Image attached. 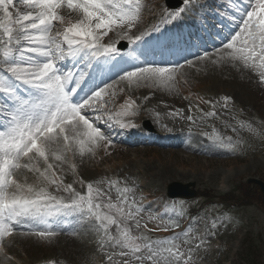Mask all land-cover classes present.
<instances>
[{
  "label": "snow or ice",
  "instance_id": "6c2138e0",
  "mask_svg": "<svg viewBox=\"0 0 264 264\" xmlns=\"http://www.w3.org/2000/svg\"><path fill=\"white\" fill-rule=\"evenodd\" d=\"M202 7V0H182L178 9L161 13L159 24L134 35L143 20L144 0H0V257L4 264L14 260L9 248L17 236L50 244L62 232L56 222L66 218L82 228L87 225V231L95 234L102 264H197L198 253L207 250L210 237L224 226L222 221L212 218L200 232L197 225L206 218L193 217L177 231L178 218L186 214L181 206L177 219L149 228L142 222L145 209L134 186L119 178L85 181L80 166L95 161L101 152L112 154L114 142L102 125L135 127L132 117L140 113L141 105L131 95L116 105V86L121 82L126 88H119V93L147 88L180 95L181 81L188 84V70L199 72L211 64L247 70L264 86V0H227L228 10L217 9L211 17L198 15ZM187 18L195 19L200 31L220 38L221 46L194 59L184 57L183 63L164 59L165 52L187 51L184 46L191 33L186 38L165 31ZM110 33L118 39L104 43ZM119 40L135 46L127 57L117 47ZM156 55L160 61L150 59ZM196 99L195 109L189 104L188 113L200 112L201 120L217 117L219 101ZM222 100L227 108L231 98ZM201 104L211 109L205 111ZM169 115L196 123L183 109ZM227 126L237 133L236 139L215 128L208 138L229 152L246 143L239 136L241 130L264 138V124L237 120L236 126ZM68 174L71 182H66ZM154 232L172 234L153 238Z\"/></svg>",
  "mask_w": 264,
  "mask_h": 264
},
{
  "label": "rangeland",
  "instance_id": "374dc122",
  "mask_svg": "<svg viewBox=\"0 0 264 264\" xmlns=\"http://www.w3.org/2000/svg\"><path fill=\"white\" fill-rule=\"evenodd\" d=\"M145 1L143 17L145 14L148 16L146 19L142 20L138 29L133 30L134 35H138L141 31L146 29H151L153 26L152 23L154 22L152 19H155V17L158 18L157 13L160 12L161 0L157 1L158 4H155V1H153L150 5V9L147 7V2L150 4L149 0H144V2ZM164 8L163 6L162 11H165ZM182 24L179 31L175 30L173 32L176 34L183 32L188 36L190 33L188 27L184 23ZM160 27L163 28V25H160ZM117 39L118 37L114 33H110L109 36L104 38V43H109ZM122 43L128 44L126 40H119L118 44ZM190 45H193L195 48V51H191L194 55H182V53H180L176 55L178 56L177 58L173 59L169 57V59L173 62L179 60L183 63L184 57L188 59L194 58L202 51V48L198 49L197 43L192 44L189 41L186 47H188V49L192 48ZM118 46L119 45H117V47ZM219 46H221V44L213 46L208 52H213L215 48ZM196 50H198V52ZM127 52L132 51L129 50ZM150 59L156 60L155 58ZM230 74L229 65L214 67L209 64L199 72L194 69L188 70V84L185 85L183 81H181L182 83L179 85L181 89L180 95H177L178 99L173 103H169L170 105L159 100H154L156 90L149 91L147 88H141L130 92L126 91L124 93H119V88H126L124 82L119 83L116 86L118 92L116 105L122 104L124 101L122 98L126 95H131L133 99H135V96H150L145 110L149 113L151 120L142 119V127L152 133H158L159 131L168 132L171 134V140L175 141V143L168 149L148 146H141L140 148L124 147L120 152L115 151L113 154L112 151L113 155L109 157L103 158L102 160L96 159L95 161L86 160L85 163L80 166V175L85 181H95L107 177V173H115L120 176L121 180L126 179L129 185L134 186L135 195L138 196L143 195L142 193H136L139 188L138 180L141 179L144 189L150 190L156 196L157 194H162L163 202L166 201V196H168L167 188L169 183L173 182L171 184L173 185L175 182H195L196 185H190V189L195 191V196L192 197L193 199L190 201L189 199L184 200L185 205H192L197 202L202 203L203 201L207 202V196L204 192H211V194L218 193L224 195L226 198L231 189L239 186L246 194V198L249 196L258 204H252L239 210L236 209L243 221V229L236 237L233 236L234 234L237 235L236 231L240 228L238 222L229 220L225 217L226 215L217 217L224 225L220 227L218 231L221 232L222 236L229 238L226 240V249L221 251V256L217 258L215 255L210 260V264H246L240 257V254L244 257L249 254V249L246 248L245 243H250L252 249L255 248L252 241L256 243L257 238H260L264 243V209L262 202L260 203V189L258 186L248 182V179L251 177L264 180V138H255L245 131L243 134L239 135L246 141L243 147L234 152L228 151L224 153V149L216 146L208 138L209 136L204 139V136L195 135L192 131L194 130V126L197 128L199 124L209 120L199 119L201 113L198 111L194 110L192 113H188L187 111L189 104H192L195 109V104L198 102L195 98L198 96H202L203 99L213 102H217V99L227 96L231 98L226 109L230 122L236 121V119H233L235 114H241L245 121H251L254 124H264V86L260 87L261 91L259 90V96L257 92L258 87L255 85L256 81L250 90L248 88L249 93L246 92L250 97L252 96L251 99H249L245 97L246 93L243 95L245 91L243 85L240 87L234 84L232 80L229 81ZM248 75L250 78L249 81L246 80L247 82H253L255 79L257 80V77L251 72H248ZM221 92L227 93L223 96ZM184 96H189L191 99L185 100L183 99ZM172 99L175 100L174 97ZM242 102L245 105L247 103L248 106H242ZM236 106H239L242 110L238 109ZM200 107L209 111L207 108H211V105L201 104ZM216 108L220 110L218 106ZM176 109H183L185 115H193L196 118V123H192L180 116H170L169 113ZM154 113H159V117H156ZM219 121L221 120L219 119ZM138 122H140L139 118L136 119V124H138ZM155 127H158L160 130L158 131ZM225 136L229 135L226 134ZM236 138L237 136L233 137V139ZM115 148L117 149V146ZM113 149L114 148H112V150ZM125 151H128L129 154L132 153V155H122ZM72 179L73 177L71 174H68L66 182H71ZM112 195L115 197V192H113ZM233 195L235 196V194ZM240 198H242V196H240ZM166 202L167 209L171 204L169 200ZM144 209L142 222L147 223V225L150 224L151 228L155 227L158 223L165 222L164 220L166 219L160 220L159 218L156 220H149V217L153 215V211H149L147 207H144ZM167 214L168 212L166 211V215ZM169 214H174V211H171ZM194 217L203 218L204 215L200 213ZM189 220L191 221L192 218H189ZM56 223L60 229L62 228V232L61 235L56 237L50 244L41 243L32 239L35 242V246L30 249L26 240L17 236L9 248V255L14 257L11 264H49V262H54V264H97L98 258L102 257V255L97 254L95 234L86 229L83 233L73 235L72 232L77 230L76 227L78 224L72 218H69V220L64 219L62 221H57ZM227 226H231V228ZM23 227L27 226L25 225ZM71 246L79 247V251L77 252L78 256L71 254ZM243 246H245V251H243ZM261 250L264 259V246ZM256 252L257 251H255V253ZM203 260L204 259L201 258L199 262ZM0 264H4L2 257H0Z\"/></svg>",
  "mask_w": 264,
  "mask_h": 264
},
{
  "label": "bare ground",
  "instance_id": "6f19581e",
  "mask_svg": "<svg viewBox=\"0 0 264 264\" xmlns=\"http://www.w3.org/2000/svg\"><path fill=\"white\" fill-rule=\"evenodd\" d=\"M157 4H158V2H157ZM157 17L158 18H156L155 17V19H152V20H154V22L152 23V25H157V24H159V20H160V15H161V12H158L157 13ZM147 14H145V16L143 17V20L144 19H146L147 18ZM182 24V23H181ZM183 25V24H182ZM182 25H180L181 27H182ZM151 26V25H150ZM164 27V26H163ZM175 30H177V31H179L180 30V27L179 28H167V29H165V31H167L168 32V34L169 35H172V34H176L175 32H173V31H175ZM177 34H183V32H179V33H177ZM158 35V34H157ZM192 44H194L191 40H189ZM197 45H199V44H197ZM190 46H192V48H194V46L193 45H190ZM189 46V47H190ZM184 47H186V45L184 46ZM186 48H188V47H186ZM199 48H202L203 49V47H200V46H198V49ZM195 49V48H194ZM121 51V50H120ZM195 51V50H194ZM197 52H198V50H196ZM121 53L126 57L127 55H128V53L129 52H127V51H121ZM183 53H185V51L184 52H182V54ZM186 54V53H185ZM165 56L163 57L164 59H169V57L170 58H177L178 56H176V57H172L171 56V54L170 53H168V52H165V54H164ZM192 55H194V54H192ZM156 59V58H155ZM143 60V58H141V61ZM156 60H161V58L160 59H156ZM229 71L231 72V74L229 75V81L230 80H232V82L234 83V84H237V85H239L240 87H241V85H243L244 86V88H245V91L243 92V95H245L244 93H249V90H250V88L252 87V85L257 81L256 79L255 80H253V82L251 81V82H247V81H249V78H250V76L248 75V71L247 70H238V69H236V68H233V67H231L230 65H229ZM245 80H244V79ZM247 80V81H246ZM255 85L258 87V91H257V89H256V91L258 92V94H259V90H260V87H261V85H259L258 84V82H256L255 83ZM243 88V87H242ZM248 88H249V90H248ZM152 89H149V91H151ZM181 90V89H180ZM248 90V91H247ZM159 90H156V96L154 97V100H159V101H162V102H164V103H167V104H169V103H173V102H175L177 99H178V97H177V95H170V94H167V93H165V92H158ZM240 91V90H239ZM261 91V90H260ZM242 92V91H241ZM246 93V95H245V97H247V98H249V99H251V97H250V95H248ZM263 94H264V91H263ZM121 96V95H120ZM254 96V95H253ZM259 96H260V94H259ZM174 97V99L175 100H173L172 98ZM196 97V96H195ZM202 97V96H201ZM127 98V95L126 96H124V98H122L123 100H125ZM197 98V97H196ZM195 98V99H196ZM190 99H191V97H190ZM193 99V98H192ZM255 99V98H254ZM255 101H256V99H255ZM124 102V101H123ZM139 104V103H138ZM184 104V103H183ZM170 105V104H169ZM176 106V105H175ZM170 107V106H169ZM171 107H172V104H171ZM174 107V106H173ZM176 108V107H175ZM137 118H139V120H140V118H142V119H145L146 117H141V114L139 113L137 116H135V117H132V123L133 124H135V128L136 129H138V125H139V122H138V124H136V119ZM141 119V120H142ZM116 127V125H113L110 129H113V128H115ZM137 131H139V130H137ZM136 136H138V135H141L140 133H136L135 134ZM98 163H99V161H98ZM109 168V167H108ZM110 169V168H109ZM25 240H26V242L28 243V245H29V248L31 249L33 246H35V242L32 240V239H28V238H24ZM78 248L79 247H77V246H71V250H72V255H77L78 253ZM82 253V252H81ZM78 256V255H77Z\"/></svg>",
  "mask_w": 264,
  "mask_h": 264
},
{
  "label": "trees",
  "instance_id": "16d2710c",
  "mask_svg": "<svg viewBox=\"0 0 264 264\" xmlns=\"http://www.w3.org/2000/svg\"><path fill=\"white\" fill-rule=\"evenodd\" d=\"M249 256H251V258H254L255 257L254 254H250ZM262 258H263L262 255H257L256 256V259H252V260L246 259V260H247L248 264H263L261 262Z\"/></svg>",
  "mask_w": 264,
  "mask_h": 264
},
{
  "label": "water",
  "instance_id": "95a60500",
  "mask_svg": "<svg viewBox=\"0 0 264 264\" xmlns=\"http://www.w3.org/2000/svg\"><path fill=\"white\" fill-rule=\"evenodd\" d=\"M177 194H183V193H177Z\"/></svg>",
  "mask_w": 264,
  "mask_h": 264
}]
</instances>
